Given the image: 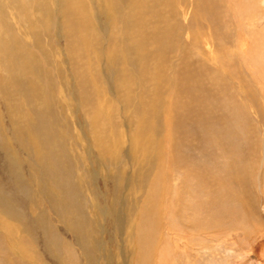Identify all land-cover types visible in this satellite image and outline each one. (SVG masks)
<instances>
[{
	"label": "bare ground",
	"instance_id": "obj_1",
	"mask_svg": "<svg viewBox=\"0 0 264 264\" xmlns=\"http://www.w3.org/2000/svg\"><path fill=\"white\" fill-rule=\"evenodd\" d=\"M188 1L0 0V97L5 101L9 116L7 118L12 122L14 135L22 148L32 156L30 168L38 173H34L35 177L42 176L39 173L44 172L42 177L46 178V184L52 182V190L46 189L45 185L46 190L42 187L45 190L43 196L48 197L51 209L60 218V223L67 233L74 235L73 245H77L81 250L78 252L77 248L81 256L73 257L74 250L67 244L69 240L66 241L61 236L63 233H60V227L55 226L59 224L46 220V211L41 209L40 215L35 216L45 232L46 248L61 264H109L110 258L100 254V250H106L109 245L105 234L110 230L114 234L113 241L116 239L119 248L124 249L128 243L133 245L127 254L122 249L123 264H147V260L157 251L158 246L155 243L151 245L150 237L152 231L157 235L159 224L156 223L158 209L156 211L152 208L156 199H151L156 191L153 189L155 186L149 190H146V186L150 181L159 180L163 181L164 187V181H171L170 168L167 167L166 172L165 165L159 166L168 161V151H171L177 167L180 168L181 163L184 164L185 154H181L182 149H179L177 144L182 143L183 138L187 146L182 145L187 148L196 143L189 139L187 141L186 135L182 137L185 125L200 128L199 131L203 130L206 137H211L214 133L213 129H210L211 118L218 117L214 115L213 110L219 107V103L212 101V95L223 92V74L219 66L210 65L207 53L202 54L194 47L200 46L198 37L204 33L202 23L199 27L202 29L199 30L194 28L198 21L195 18L189 25L181 21V6H186ZM227 4L226 0H196L194 15L197 17L204 11L202 13L206 15L209 23L207 25L215 29L218 24V9H222L224 13L228 12ZM185 32L190 34L191 42L184 40ZM215 34L210 38H216ZM247 37L249 38V35ZM216 39L217 46L221 45L220 38ZM253 44L257 48L258 44ZM56 51L61 58L57 56ZM256 57H253V61ZM249 67L253 66L249 64ZM112 82L116 85L113 94L116 95L117 103L122 104L124 108H134L128 123L132 124L131 128L134 124L137 125V132L140 137L142 135V139L138 137L135 129L130 130L129 135L132 138V134L137 135L139 141L136 140L135 147H139L141 158L136 150L129 153L128 149L127 155L122 154V134L117 133L115 128L112 129L116 132L112 133L108 127L110 124L114 125L115 121L102 117L103 106L99 99L103 97L104 91L106 94L107 89L113 88ZM66 92L68 96L65 97ZM169 93L172 94L171 100L165 101L164 98L166 99ZM65 101L69 102L68 106H64ZM74 104L78 110H84L85 122H75V117H66L67 110L70 111L69 108ZM163 111L166 117H160ZM4 120L0 117V140L5 129ZM170 130L176 131L173 136L169 135L172 133ZM163 132L166 133L164 136ZM8 134L6 133L7 136ZM7 142L1 141L0 146L5 144V150L9 151ZM14 159L12 158L13 161ZM87 161L91 165H87ZM142 162L144 165L141 169L138 168L136 176L133 172L131 176L126 175L128 170L130 172L133 166ZM172 163L174 164L173 161ZM95 167L104 168L108 178L116 173L115 184L122 187V192H116L115 201L108 210L100 205L98 207L93 196L95 194L98 198L95 181L98 179L97 172L100 171ZM188 167L194 169L192 166L181 168L187 179L191 178L187 175ZM18 168L15 172L20 180L17 183L19 189L26 194L37 195L31 189L33 186L30 187L24 182L26 179L22 181L19 173L22 168ZM151 182L150 184L153 183ZM192 182L194 181H186L188 188L191 187L188 184ZM183 189L181 186L182 192ZM138 191L141 192L139 201L131 198L133 195L128 196ZM90 197L95 199L94 205L89 204L92 202ZM178 198H175V201H178ZM8 200L0 190V210L13 219L25 218L22 217L23 212L18 213L13 202ZM32 200L34 202L30 203L31 206L37 205V209L42 206V199L34 197ZM178 203H175V207ZM61 206L66 213L61 212ZM92 208L97 211V218H92L95 214L91 218L88 216ZM148 209L153 210L149 212L153 215L152 222L148 220V216L151 219L147 214ZM175 211L178 213L180 210L177 208ZM108 215L112 219V229L100 222L101 216ZM139 215L140 219L137 221ZM11 228L10 240L18 250V257L14 258L18 259L19 264H25L24 258H28L27 252L33 248L26 238L30 229L25 226ZM20 230L25 232L24 235ZM123 233L129 236L126 242L122 240ZM126 256L129 263L125 262Z\"/></svg>",
	"mask_w": 264,
	"mask_h": 264
},
{
	"label": "rangeland",
	"instance_id": "obj_2",
	"mask_svg": "<svg viewBox=\"0 0 264 264\" xmlns=\"http://www.w3.org/2000/svg\"><path fill=\"white\" fill-rule=\"evenodd\" d=\"M195 1L196 0H189L186 6H181V21H183L185 25H189L193 18L198 20L194 28H198L199 30L203 28L202 31L204 30V33L198 37L200 46L194 45V47L197 48L198 51H201L202 54L207 53L209 55V62L212 67L219 66L220 69H222L220 72L223 74L222 79L225 85H222L223 92L220 94L216 92V94L212 95V101L219 103V107L217 106L215 111L213 110L214 115L218 117H214V119L213 117L211 118L212 126L210 129H213L214 132L211 137H206L203 130L199 131L200 128L195 129L191 125H185L184 128L186 129L183 130L182 137L186 135L187 141L189 139L196 143L187 148L182 145H186L183 138V142L177 144L178 148L180 147L179 149H182L181 154H185V156L181 155L184 156V158L186 157L184 164L181 163V167H177L175 161L172 159L173 156L171 155V151H168L169 154H166L168 161L159 166L165 165L166 172H168L167 167L170 168L171 181H164V187L163 181L160 182L159 180L152 181L153 183L150 181L152 184L149 182L146 186V190L155 186L153 189L156 191L154 195L151 196V199L154 200V197L156 199L152 208H155L156 211L158 209L156 223L159 224L157 235L152 231V236L150 237L151 245L155 243V245L158 246L156 248L157 251H155L156 254L154 253V256L151 257L150 260H147V264H161L160 262H164L162 264H264V0H226L229 13L226 11L225 14L222 9H218V24L215 29H211L210 26L207 25L209 23L206 19V15L202 13L204 11L200 12L199 15L195 17ZM93 10H95V8ZM220 19L222 20L220 21ZM201 23L203 27L199 28ZM215 32L218 33L215 34ZM213 34H215L214 36H216V38H220V44L222 42L221 45L217 46L215 43V41H217L216 38H210ZM248 35L249 38L247 37ZM226 37H228L227 40ZM183 38L186 42H191L192 40L190 34L186 32ZM253 43L258 45L260 43V46L257 45L256 48V45L254 46ZM57 56L61 58L59 53H57ZM253 57H256L254 61ZM249 64L253 67H249ZM229 68L231 70H229ZM169 72H171V70ZM111 86L113 88L107 89L106 94L104 91L103 97L99 99L100 104L103 106L102 117H109V119L115 121L114 125L117 126L110 124L111 126L108 127L112 133H115V130H117V133L122 134L124 139V141L122 140V154L124 156L127 155L126 152L128 149L129 153L136 150L137 155L139 154L138 156L141 158L142 154L140 153L139 147H135L136 140L139 141L138 137H140V133L137 132L138 129L136 124L131 128L132 124H130V122L128 123V118L134 113V108H124L122 104L119 102L117 103L116 95L113 94V89L116 88V85L112 82ZM100 88L103 89L102 86H100ZM137 91H139V89ZM241 94L244 96L242 97ZM64 96H68L67 92ZM237 96L238 98H236ZM171 97L172 94L169 93L164 100L170 101ZM67 103L69 102L65 101L63 103L64 106H68ZM4 104L5 101L0 97V117L5 119L4 123L2 122L5 125V129L3 128V138L0 140V145H2L1 141L3 142V140H6V142L8 141L7 145L9 147V151H7L5 150L6 148H4L5 144L0 146V190L4 193L5 198L7 200L9 199L8 201L13 202L15 206L13 207L18 210V213L23 212L22 217L25 218L13 219L0 210V237L2 239L0 240V264H19L18 259L14 258L15 256L18 257L16 254L18 250L15 249L14 244L10 240L11 226L20 228L25 226L30 229V233H26L29 234L28 236L26 235V238L33 248L31 247V250L27 249V251H30L29 253L27 252L28 258H24L25 264H57V262L61 264L60 260L53 257L46 248L45 232L39 226V221L36 218V216L38 217V215H40L41 209L46 211V217H44L46 220L48 219L50 222L53 220L55 224H59L55 226H59L61 229L60 233H63L61 236H63L66 241H70L71 244L69 241L67 244L74 250L73 257L76 255L81 256V253H78L81 252L80 248L77 245L74 246L72 243L75 241L74 235L72 233H67L65 230L66 228L60 223V218L57 217L51 209V205L47 200L48 197L46 195L43 196V191L46 189L52 190L50 188L52 186L50 183L52 182H47V186L44 180L46 178L42 177L44 176V172L39 173L42 176L37 175L35 177L38 173H36L35 170L33 171V169H31L32 167L30 168V158L32 156H29L31 154L22 148L18 138L14 135L13 125L7 118L9 116L6 112V104ZM240 106H242V108ZM2 108H4V110H2ZM70 108V111L67 110L65 114L66 117H75L73 120L75 122H85V113L83 109L78 110L75 104ZM240 111H242V113ZM237 113L238 115H236ZM87 117L93 116L87 115ZM160 117H166L165 111L160 113ZM112 128H115V130ZM132 129H135L138 137L135 134H132L133 138L129 135V131ZM87 132L90 133L88 130ZM170 132L172 133H169V135L173 136L176 131L170 130ZM6 133H9V137ZM165 134L164 132L162 133L163 136ZM140 138L142 139V135ZM11 142L13 143L11 144ZM130 145H132L131 148ZM194 147H196V149H194ZM10 154H12L15 159L13 156H10ZM27 157L29 159H27ZM143 162H145V160ZM143 162L133 166L132 170H130V172L128 170L126 175L131 176L133 172L136 176L138 168L141 169L143 167ZM87 163V165H91L88 161ZM185 165L194 168L188 167L187 175L191 177L189 179L185 178L186 175L181 171V168L187 167ZM18 167L22 168L19 172L22 181L26 179L24 182L26 181L30 187L33 186L31 189L35 191L37 195L26 194L19 189L20 187L17 183H19L20 180L17 176V172H15L19 169ZM95 168L97 171H100L97 172L98 179L95 181L98 198L94 194L93 196L96 201L93 197H90L89 200L92 202H89V204L94 205L93 201H95L98 207L100 205L102 208L108 210L115 201L116 192H122V187L115 184L116 173L111 178H108V174L104 168ZM22 171L24 173H22ZM32 172L36 174L33 175ZM206 177H208L207 180ZM34 178L40 181L38 182L36 179L34 181ZM84 178L86 179V177ZM186 181L194 182L188 184V186H191L188 188ZM181 186L184 188L183 192L181 191L182 189L180 190ZM186 187L188 189H186ZM128 196L139 201L141 192L138 191L135 194L131 193ZM34 197H37L39 200L42 199L41 208L39 207V209H37V205H30L31 202H34L32 200ZM175 198H178V201H175ZM44 199L46 202H44ZM177 202H179L178 206L175 207V203ZM28 205H30V207ZM167 207L171 209L168 210ZM177 208L180 210L178 213L175 211ZM60 209L62 210L61 212L66 213L64 207L61 206ZM151 211L153 210L148 209L147 214ZM94 214L95 216L92 217ZM149 215L151 219H149L148 216V220L152 222L153 215L151 213ZM88 216L93 219L97 218V211L95 208L89 210ZM166 216L169 217L167 218ZM77 217H79L78 213ZM137 218L138 221L140 215ZM100 222L112 229V219L109 215L101 216ZM160 232L161 234H159ZM20 233L24 235L25 232L20 230ZM17 235L18 233L16 231V236ZM127 235L128 234L123 233L121 236L122 240L125 242L126 238H129ZM113 238L114 234L112 230L105 234V240L109 245L106 250H100V254L110 258L109 264H123L124 257L121 256V253H123V250L125 254L129 253L133 245L128 243V245H125V248L128 246L127 249L122 248V250L119 248V245H117L116 239L114 242ZM77 248H79L78 252ZM7 252L10 254H6ZM40 254L41 256H39ZM43 260H45V262ZM157 260L160 261L158 262ZM125 262L129 263L127 256Z\"/></svg>",
	"mask_w": 264,
	"mask_h": 264
}]
</instances>
